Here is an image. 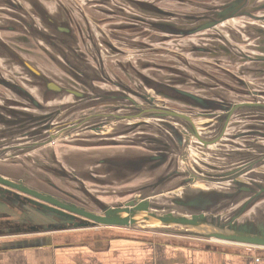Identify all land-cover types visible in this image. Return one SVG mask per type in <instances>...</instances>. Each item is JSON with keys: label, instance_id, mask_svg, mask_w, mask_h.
I'll return each mask as SVG.
<instances>
[{"label": "rangeland", "instance_id": "374dc122", "mask_svg": "<svg viewBox=\"0 0 264 264\" xmlns=\"http://www.w3.org/2000/svg\"><path fill=\"white\" fill-rule=\"evenodd\" d=\"M10 1H12V4H10ZM53 1L54 0H52V2ZM57 1L61 9L66 8L67 10H71L70 14L76 20V22L72 23L73 28H71L70 36H65L64 33L51 26L48 19L46 20L41 13L37 11V4H28L27 0H0V28L11 29L9 32H18L21 33V35H31L33 38H30L37 43L39 42L41 45L40 47L50 51L49 53L52 54L51 58H53L59 67L60 74L73 79L64 81L82 90H86L90 95L92 94L94 99L92 103L86 104H82L83 102L80 101L82 106L74 109H70L69 106L75 104V102L78 101L77 98L66 97L64 101L58 100L62 102V104L65 103V105L61 107L63 111L66 110L65 112L62 111V115L56 116L53 121L49 119L43 121L44 123L41 124L37 123L33 126L29 124L22 127L13 124V120L16 117L11 115L9 109L29 110L32 112L41 111L35 108L22 93L14 92L0 82V103H3L0 104V109L5 114V120H12L8 125L0 123V175L14 181H21L23 184L24 182H28L29 184L40 186V188L52 193L62 200L74 203L91 211L100 212L101 209L99 208V204L111 206L120 205L139 197L142 187L148 186L154 179L156 180L159 175H167L169 168H160L156 173L149 170H143L140 172L141 174L137 173L135 175L132 172H127L124 177H121L110 170L108 166L102 165L101 155H104L102 150L91 149L97 145L107 148L109 145L114 144L113 141L109 140L107 142H102L99 139V141L95 142L80 141V139L116 136L118 139H116L115 142L127 148L139 147L138 150L140 152H147L148 149L146 147L155 146V144L148 141L149 136L161 138L169 142L171 135L168 131L169 128H167L164 123L167 121L173 122V119H158L147 116L146 114L149 113V111H147L149 108L147 99L153 100L157 106L162 108L166 106L189 115L197 113L196 111L190 112L192 110L191 107H189L188 104H182L184 101L173 98L177 100L174 101L170 97L167 98L168 93L166 92V87L175 86L182 90H189L192 93H200L198 90L202 89L205 90L207 94L208 90L211 88L218 87L212 82L216 79L214 75L220 72L219 68L216 66L218 61L201 53L195 54V50L192 51V43L197 40L198 45L200 43L203 44L207 42L208 37L220 39V34L224 33L225 35L230 33V27H238L239 25L240 27L238 29H244L245 20L241 18L227 21L225 25H220L215 28L212 31L214 33L213 35H211L212 33H205L193 37H184L171 34L169 32L170 29L161 26V24L166 22L179 25L180 23L172 21L169 17L156 14L147 6H141L140 8L133 4L134 8L129 9L123 4L117 5L118 7H116V4L113 6L112 4L110 5L108 1H105L110 7L109 9L113 10L111 11L112 14L118 15V17L115 18L118 24L111 25L114 19L106 22H91L84 19L86 21L82 22V17L78 13L74 0ZM156 1L157 0H139L140 3L149 5L154 4ZM110 2L112 1L110 0ZM262 2H264V0H254V5H258ZM262 6H264V4ZM262 6H259V8H262ZM56 7L58 6L56 5ZM204 8L205 9L199 12L198 15L207 11V7ZM184 9L185 8L182 10ZM54 11L53 9V12ZM245 11L250 12L251 9L247 10L243 8L240 14L245 13ZM44 13L49 15L45 11ZM118 26H120V28H118ZM226 27H229L228 32L224 31ZM115 28H118V33L113 30ZM48 33L55 34V38L52 37L53 39H48L40 35ZM63 38L67 40L64 41ZM8 40L11 42L10 39ZM111 46H114L117 48L116 51L119 50L120 52L115 53ZM197 48L198 47H196V49ZM0 50L5 54L3 56V63H0V67L3 69H0V78H4L9 82L11 80L16 82L19 81L20 83L22 82L21 84H23L24 81L28 84L25 78L29 76L21 70V65H23L19 56V54L22 55L21 50L17 51L15 47L11 46L10 43L4 42L3 39L0 40ZM75 71H78L81 77L77 79L74 78ZM223 72L227 71L223 70ZM31 79L32 76L29 80L30 84ZM223 82L231 83V80L226 76ZM224 85L227 84L224 83ZM40 86L43 89L41 92V96L44 99L43 101L50 106L53 104V95L44 96L43 94H48V92H46L45 85L42 81H40ZM200 86L203 87L198 89L197 87ZM220 88L221 87H219L218 90H221ZM105 93H108L109 96L105 99H101L99 96ZM210 93H213V91H210ZM38 95H40V93ZM228 95H230V93H228ZM15 98H19L26 103L21 105L8 102ZM134 104L141 106L142 110L139 111L134 108ZM52 107L53 106L44 109L45 111L42 113L49 110L47 111L48 114L52 111L50 110ZM188 109H190V111H186ZM214 111H222V109L216 107ZM111 115L129 116V118H124L121 121L115 120L114 122L107 119L105 122L104 118ZM82 120L84 122L80 126L76 125L77 128L73 129V125ZM198 122H201V120H198ZM48 124H51L50 128H43ZM102 127H105L106 129L103 131L106 132L108 130L109 134L95 135ZM3 129H11L12 133L4 134L2 133ZM122 129L124 132L119 135L117 131H121ZM126 130H128V132H125ZM204 130L208 131L209 129L205 128ZM31 132L37 133L32 135ZM207 134L209 135L210 133L206 132L205 135ZM205 135H203V137ZM42 142L46 143L44 145V147H46H43L44 149L41 148ZM196 142V140L191 139L190 144H185L184 146L185 157H187L188 162L193 164L191 167L192 169H194L195 166L203 168L200 162L201 155L198 149L195 148ZM235 143L240 145L238 141H235ZM57 144L76 146L78 149L68 148V150L73 153H79V155H74L69 151H65L62 156L58 157L56 155L58 149ZM218 144H225L227 149H231L232 147L236 148L237 146H229L228 144L230 143H228L226 139L221 140ZM24 146L29 147L25 148ZM20 147H24L25 149L17 151ZM217 147L218 146L209 147L207 153L213 152L215 157L219 156L221 157L220 160H223L226 155L217 152L215 150ZM176 150L177 148H170L171 152H175ZM251 151L260 156L264 154V152L257 147H252ZM52 152L58 158H56L57 160H53L55 161L53 163L58 165V167L46 166L44 169V166L39 164V160L44 162L50 157L49 155ZM227 152L231 153L230 151ZM242 152L247 151L243 150ZM182 156L183 154L181 156H176L175 154L174 157L178 163L177 166L174 163V169L180 172L187 171V169L190 168L183 162ZM209 157L210 156H207L206 161L211 164L212 162H209ZM61 160L65 165L69 166L67 168H62L61 166L63 163L60 162ZM50 165H53L52 162H50ZM258 165L256 166L258 167ZM59 168H61V170H59ZM171 168H173V166ZM203 169L209 174L214 173L208 166ZM62 170L65 173L62 172ZM255 170L257 173H264V165L261 164L260 167ZM55 176H59L58 178L60 179ZM36 177L40 179L46 177L54 181L56 186L71 193H75L76 195L71 197L64 194L59 189L41 185L38 183ZM240 179L248 182L246 177ZM179 182L180 178L173 184H171V181L166 183L171 184L168 187L163 183L157 188H152L143 192V194H151L159 191L164 193V196L167 197L172 196L173 193L180 194L183 192L182 189H176L180 186ZM46 184L50 185L49 183ZM197 185L203 188L217 187V185L208 182H199ZM164 196L159 197V199L165 198ZM0 197V221L15 217H11L9 216L10 214H8L10 205L16 206L15 208L19 210H24L25 208L31 209L30 206L19 203L18 201L16 202L7 195ZM9 201H11L12 204H9ZM262 203L263 202L257 203L245 217L257 218L264 215V208L260 207ZM32 213L33 219H37L39 223L42 221V224H50V222L56 220L55 218L50 219L46 216L44 218L38 214L37 210H34ZM92 228L93 229L89 230H97L96 232H99L98 230L108 229L117 230L120 233L132 236L158 235L162 238L186 239L203 244L231 245V243H221L216 240L208 241L203 238L161 233L155 231L154 224L146 221L135 227L99 226ZM233 246L245 247L253 250V252L257 250L259 252H264V248L261 247L248 245Z\"/></svg>", "mask_w": 264, "mask_h": 264}, {"label": "water", "instance_id": "95a60500", "mask_svg": "<svg viewBox=\"0 0 264 264\" xmlns=\"http://www.w3.org/2000/svg\"><path fill=\"white\" fill-rule=\"evenodd\" d=\"M245 2L246 0H236L233 3L223 6L207 7V11L205 13L198 16L195 15L197 19L192 16V14H185V20H202L200 23H197L195 26H191L190 28L187 26L183 27V25L172 22L163 23L161 26L163 28L170 29L169 32L171 34L184 37L190 36L204 30L213 29L214 27L221 25L224 21L234 16H250L247 12L240 14V12L235 11L242 10L243 8L246 9ZM139 6L140 8L141 6H147L150 7L149 9H152V11L156 14L169 17L171 19L175 18L174 13L165 11L157 6H150L144 3H141ZM259 9H264V6H262V8H255L251 10L258 11ZM256 19L263 20L262 17ZM177 21H181V19H177ZM48 22L51 26L56 27L62 33L70 34L71 32L70 28L67 26H58L55 23V20H48ZM262 25L263 21L260 22V25H253V37L250 38L262 40L264 29V25ZM44 35L49 36L47 34ZM49 37L53 39L51 36ZM230 39L235 41L233 38ZM219 40L221 41L218 46L205 48L201 47L197 49L212 53V56H216L219 53L230 56V54L233 53L234 48L231 46L229 39L221 35ZM241 57L245 60L254 59V61L258 57V60L256 61L264 62V59L260 58L259 56H255L254 58L248 56ZM24 65L29 69L33 76H35V78H38V80H41L44 83L45 89L54 92H66L72 94L76 98L85 97L84 92H80L79 90H74L71 88H63L57 83H54L52 80H49L28 62L25 61ZM75 73L81 76L78 71H75ZM82 74L86 75L85 73ZM75 76L74 78L77 79ZM2 79L3 82L1 83L4 86L9 87L14 92L22 93L23 96L27 98L36 108L45 111L43 106L39 102L37 103L30 93L24 90L21 86L10 83L4 78ZM166 92L168 93L167 98L171 96V99L176 98L182 100L186 102V104H188L191 108L212 112L216 109V107H213L209 103L210 101H206L205 98L199 97L197 94L179 89L175 86H167ZM147 101L146 102L149 105L147 110L149 113L146 114L147 116L158 119H173V122L165 120L167 122L164 123V125L169 128L171 133L174 132L175 135L179 134L180 137L183 138L184 134L185 144H190V141L193 138L196 139L197 144L195 148L198 149L201 155L200 162L203 168L208 166L211 170H213V174L207 173L206 170L200 166H195L194 169L191 168L193 164L188 162L187 157H185V145H183L182 142L180 143V140L179 147H176L177 150L175 152H171L170 147H167L166 145V141L162 140L161 138L149 136L148 141L155 144V146L146 147L150 153L142 154V156L137 159L131 158L123 160V162L111 160L109 163L115 165H119L121 163V165L127 166L126 169L128 170H137L140 172L143 170H149L155 173L159 171L160 168L165 166L169 168L167 175H156V180L154 179L153 182H151L148 186L141 188V194L139 197L131 199L124 204L114 206L99 204V208L101 210L100 212H95L78 206L74 203L62 200L61 198L39 187H29L26 184H23L21 181H14L1 175L0 196L7 195L16 202L18 201L22 204L34 205V209L41 213V216L44 218L45 216L49 217L50 219L55 218L56 220L54 222L46 224L49 226L44 227L47 230L99 226L135 227L146 221L148 223L154 224L155 231L165 234L203 238L206 240H216L224 243L264 248V215H261L257 218L245 217V215L248 214V212L254 208L257 203L259 204L263 202L260 207L264 208V173H257L255 170L256 168L260 167L261 164L264 165V154L260 156L259 154H254L251 150H249L247 152H240L239 154L235 155V158L230 157V155H226L223 160H220L221 157L217 156L216 158L213 152L207 153L209 148L207 146L208 141L205 140L201 134L205 128L210 130L214 124V120L212 119L213 117L207 114L208 112H197L193 114V116L198 118L209 119L208 121L199 122L197 125H195L191 115L178 112L166 106L165 108L159 107L151 99H147ZM134 108L139 111L142 110L141 106L138 104H134ZM237 108H243L241 110L248 109L249 111L254 110L259 112L260 110L264 111V104L252 103L249 105H231L230 112L227 113V115L222 119H218V121L220 120L222 122V125L221 128L220 126L218 127L216 134L218 137L216 139L222 135L226 121L229 120L233 115L232 112L234 110H239ZM9 112L11 115L16 117L13 120V124L19 126H27L29 124L33 126L37 123H44L43 121H47L49 119L53 121L57 116L56 114L60 115L58 111L54 110L48 114L47 111L42 114H37L33 112H21V110L17 109H9ZM1 115L2 114H0V118L2 119L0 120H5V118ZM124 118H129V116L111 115L104 119L105 122L107 119L111 122H114L115 120L120 121ZM83 122V120L81 122H76V124L73 125V129H76L77 126H80ZM50 125L51 124H48L43 128L48 129L50 128ZM178 125H182L184 129L186 128L185 131H182L181 129L183 134H176L175 130H177ZM104 129L105 127H102V129H99L98 131ZM125 132H128V130ZM31 133L34 135L37 132ZM227 137L229 138L231 136L227 134ZM235 137L236 136H233L232 139ZM113 142L114 144L118 143L115 141ZM199 142L201 143L198 144ZM259 145H261L260 150L264 152V145ZM175 154L176 156H181L183 154V162H185L187 166L190 167L187 169V171L180 172L174 169V163L176 166L178 164L174 158ZM207 156H210L208 158L209 162H212L213 164L205 162L207 160ZM256 165H258V167ZM172 166L173 168H171ZM62 172L64 171L62 170ZM242 177H246L248 182L241 180L240 178ZM179 178L180 186H178L176 189H182L183 192L180 194L173 193L172 196L168 197L164 196L165 194L161 191L151 194H143V192H146L152 188H157L163 183L165 185L171 181V184H173ZM199 182H208L210 184L217 185V187L203 188L202 186L197 185ZM171 184H166L165 186L168 187ZM161 196H164L165 198L159 199ZM44 228L37 229L32 227L30 229L40 230Z\"/></svg>", "mask_w": 264, "mask_h": 264}, {"label": "crops", "instance_id": "0c3cea01", "mask_svg": "<svg viewBox=\"0 0 264 264\" xmlns=\"http://www.w3.org/2000/svg\"><path fill=\"white\" fill-rule=\"evenodd\" d=\"M27 1L28 4L35 3L39 5L47 14H49L50 17H52L55 20L58 26H62V27L67 26L70 28V30L71 28H73L72 23L76 22V20L74 19V17L71 16L70 14L71 10H67L66 8L61 9L59 2L57 0H54L53 2L52 0H27ZM74 1L78 9V13L82 17L83 20L82 22L86 21L84 19H87L91 22H106L108 20L110 21L114 19L111 25L118 24V22H116L115 19L116 17H118V15L112 14L111 11L113 10L109 9L110 7L106 4L105 1H108L109 4L110 5L112 4L113 6H115L116 4V7H118L117 5H121V4L127 6L129 9L134 8L133 4L140 7L139 0H111L112 2H110V0H84V1L74 0ZM235 1L236 0H188V2L185 3V5H179V4L177 5L176 3H174L168 5L160 4L157 6L170 13L189 14V15L192 14V16L195 17V15L198 16V13L205 9L204 7L223 6L229 3H233ZM10 3H12V1H10ZM263 4L264 2L258 5H254V0H249L245 2V8L247 10L255 9V8H259V6L261 7ZM56 5L58 7H56ZM183 8L185 9L182 10ZM53 9L55 10L54 12ZM235 11L241 12V10H235ZM250 12H256L264 15V9L261 10L259 9L258 11L251 10ZM250 12L247 13L250 15ZM195 18L197 19V17ZM241 18L245 20V24L243 26L244 29L243 28L238 29L240 27L239 25L238 27H230V28L226 27L224 31L228 32V28H229L230 33L225 35L224 33H222L223 36L228 37L229 41L231 42V46L234 48L233 53H231L230 56L223 55L220 53L217 54L216 56H212L213 55L212 53L200 51L196 49V47L205 48V47L218 46L221 40L213 37H208L207 42L203 44L200 43L199 45H198V41L195 40L194 43H192L193 44L192 51L195 50L194 51L195 54L201 53L203 55H206L207 57H212L216 59L218 61V63L216 64L221 65V67L225 69H230L229 71L231 73L235 72V74H237L238 76H243L247 81V83L249 82L256 83L257 79L260 82H262L260 79L264 80V74H262L264 70V62L256 61L258 60V57L254 61V59L245 60L241 56L244 57L248 56L252 58H254L255 56H259L260 58L264 59V41H262L264 40V29H263L262 40L260 39L255 40L254 38L253 39L250 38L253 37L252 34L253 25L254 24L260 25L261 21H263V25H264V17H262L263 20L261 19L253 20L251 19V16L237 15L224 21L221 25H225L227 21L238 20ZM171 20L177 21V19H171ZM201 21L202 20L191 21L189 19V20L177 21V23H180V25H183V27L187 26L188 28H190L191 26H195L197 23H200ZM217 27H214L213 29L210 30L201 31L197 34H193L187 37L198 36V34L202 35L205 33H212L211 35H213L214 33L212 31ZM118 28H120V26H118ZM118 28H115L113 30L118 33L117 31ZM10 30L11 29L0 28V40L3 39L4 42L10 43V45L15 47L17 51L21 50V53L24 56L18 53L20 58H22L24 61L28 62L30 65L35 67L45 77H47L49 80H52L54 83H57L59 86H62L63 88H71L74 90H79L80 92H87L86 90H82L77 86H73L68 82L67 83L65 82L73 79L67 77L66 75L64 76L60 74L59 67L57 66L53 58H51L52 54L49 53L50 51L48 49H44L43 47H40L41 45L39 42L37 43L30 38L32 37L31 35H21V33L18 32L15 33L9 32ZM47 35L55 38L54 36L55 34L53 35L51 33H48ZM65 36H70V35L65 34ZM229 37L233 38L237 42L231 40ZM8 39H10L11 42ZM63 39L64 41L67 40L66 38ZM111 47L114 49L115 53L120 52L119 50L116 51L117 48H115L114 46ZM4 55H5L4 52L0 50V63H3ZM0 69L3 70L1 67ZM21 70L23 71V73H27V75L29 76L28 78H25L28 84H26L24 81L23 84H21L22 82L20 83L19 81L16 82L13 80H11L10 83L21 86L24 90L30 93V95L37 101V103L39 102L44 109L53 106L50 110L58 111L59 114L62 115V113L65 112L66 110L63 111V109H61V107H63L65 103L62 104V102L60 101H64L66 97H74V96L66 92L61 93V92H56V91L54 92L45 89L46 92H48V94L44 93L43 94L44 96L53 95V99H52L53 104L48 106V104L44 103L43 101L44 99L41 96L42 95L41 92L43 89L40 86V80L35 78V76H33V74L29 71L27 67L21 65ZM241 70H243V72ZM31 76L32 79L30 84L29 80ZM262 83L264 87V82ZM201 87L203 86L197 88L199 89ZM198 92L200 93H194V94L199 95V97L206 98L205 95H207V93L205 90L201 89L198 90ZM39 93L40 95H38ZM8 102L14 104H21V105L26 103L23 100H20L19 98L11 99ZM243 102H241V104ZM182 104L185 105L186 102H182ZM244 105H246V103H244ZM191 109H192L191 111L190 109L186 111L207 112L197 108H191ZM237 109L239 110H235V111H242L241 109L243 108H237ZM38 110H40L41 112H33V113L42 114L43 111L41 109ZM0 111H1L0 114H2L1 116L4 117L5 114L2 112L1 109ZM21 112H32V111L21 110ZM240 114H241L240 112L233 113L232 117H230V119L226 121L222 135L218 139H213L211 141H208L207 146L214 147V145L220 142L225 135L227 136V134H231L230 132L231 131L230 127L232 126L231 123L233 124L235 122H239L241 119ZM56 115L58 116V114ZM191 117L195 125L199 123L198 120H201V122H205L209 120L207 118H203V119L198 118L193 115H191ZM216 118L219 119L220 117H216ZM243 119L244 118H242V120ZM210 130L211 132L215 130L214 124L213 127L210 128ZM205 131L206 130H203L201 134L205 135L206 133ZM99 132L101 131L96 132L95 135H97ZM106 132H107L106 134L108 135L109 134L108 130ZM110 138H112L113 140L118 139V137L116 136ZM99 139L100 138L98 139L85 138L80 140L96 142L99 141ZM193 139L196 140L195 138ZM101 141L107 142V139ZM200 143L201 142H199L198 144ZM45 144L46 143L42 144L41 147L42 149L46 147V146L44 147ZM57 146L58 149L56 151V155L58 157L62 156L63 152L69 151L68 148L78 149V147L68 144H57ZM91 149L102 150L104 152V155H101V160L112 159V158L114 160H125L126 158L137 159L140 158L142 154L150 153L149 150L147 152H140L138 150L139 147L127 148L124 145L118 143L117 145H109V147L107 148H104V146L97 145ZM70 153L74 155H79V153H73V152ZM49 156L50 157H48L47 160H45L44 162H41V160H39V164H42V166H44V169L46 166L58 167V165L53 163L55 162L53 160L58 159L55 156V154L52 152ZM50 162H52L53 165H50ZM60 162L63 163L62 160ZM107 164L108 165L105 164L102 165L108 166V168L114 171L118 176L124 177V175L127 172L133 173L132 170H128L125 167H120V165H115L111 163H107ZM68 166L69 165H65L63 163L61 167L67 168ZM59 170H61V168H59ZM135 174L137 173H134V175ZM55 177L58 178L59 176H55ZM44 179L46 181L48 180L50 182H54L46 177ZM32 186L36 187L35 185ZM37 187L40 188V186ZM16 213H17L16 211L8 210V214H10L9 216L11 217L17 216L18 213L17 214ZM18 217L19 216L13 218L16 219ZM7 219L11 220L10 218ZM41 223L43 222L41 221ZM11 228L13 229H8L7 227L6 230L0 231V264H264V252H259L258 250L253 252V250H250L245 247H235L233 245H226V244L225 245L203 244L199 242L198 243L192 242L191 240H186V239L178 240L173 238L172 239L162 238L158 235L132 236V235L120 233L117 230H108V229L98 230L99 232H96L97 230H89V229H93L92 227L74 228V229L68 228V229H60V230L58 229L47 230L45 228L40 230H31V229H21V227L18 230V228L16 227H11Z\"/></svg>", "mask_w": 264, "mask_h": 264}, {"label": "flooded vegetation", "instance_id": "af4514ba", "mask_svg": "<svg viewBox=\"0 0 264 264\" xmlns=\"http://www.w3.org/2000/svg\"><path fill=\"white\" fill-rule=\"evenodd\" d=\"M247 1H249V0H246V2ZM187 2H188V0H157L152 5L157 6L160 4L168 5V4H174V3H176L177 5L178 4L179 5H185V3H187ZM10 4H12V3H10ZM36 8H37V11L40 12L41 15L46 20L47 19L48 20H54L49 15H46L44 13V10L42 11V9L40 8L39 5H36ZM184 15L185 14H175L174 19H181V20L185 19ZM250 16H251V19H253V20H255L256 18L264 17V15L256 13V12H251ZM258 20H260V19H258ZM20 60L25 62L22 58H20ZM23 66H25V65L23 64ZM216 66L219 68L220 72L214 75L216 79H214L212 82L215 84V86H218V87L211 88L210 90H208V94L205 95L206 96L205 99H206V101L212 102L211 105L213 107L220 108V109H222V111H217V112L207 111L208 112L207 114H209L210 116L213 117L212 119L214 120V129H215L213 132H211V130L206 131V132L210 133L209 135L207 134L203 137L207 141H211V140L217 138V136H216L217 130H218V127L221 126L222 122L220 120L218 121V118H216V117H220V118L225 117L227 115V113L230 112V106L231 105L235 104V106H238V105H244V103H246V105H249L252 103L264 104V87H263V83H262V82H264V80L260 79L262 81V82H260L257 79L256 83L249 82L250 83L249 84V83H247V81L245 80V78L243 76H238L237 74H235V72L231 73L229 71L230 69H225V68L221 67V65H219V64H216ZM223 70L227 71V72H223ZM241 71L243 72V70H241ZM75 74H76L77 78L81 77L77 73H75ZM240 74H241V72H240ZM262 74H264V70H263ZM226 76H228V78L231 80V83L223 82V79ZM224 83H226L227 85H224ZM219 87H221L220 88L221 90H218ZM210 91H213V93H210ZM84 93H85V95H84L85 97H83V98L78 97L77 98L78 101L75 102V104L69 106L70 109H74V108H78V107L82 106L80 104V101L83 102L82 104L92 103V101L94 99L92 94L90 95L88 92H84ZM228 93H230V95H228ZM108 96H109V94L105 93V94L100 95L99 97L101 99H105ZM169 97H171V96H169ZM241 102H243V103L241 104ZM239 112L241 113L240 114L241 119L238 118V119H240V121L235 122L233 124L231 123V125H232L230 127L231 128L230 129L231 134H228L231 137H229V138L224 137L223 139H226L228 141V143H230V144H228L229 146L237 145V143H235V141H238L240 145H237L236 148L232 147L231 149H227V147H225V144L219 145L217 143L216 145H214V146H218L217 149H215L217 152L224 153L227 156L230 155V157H234V158H235V155L239 154L240 152L242 153L243 150L249 151V150H252V147H257L260 149L261 145H259V144L264 145V114H263V111H262V113H260V111L258 112V111H254V110H251L250 112L249 111L245 112V111H235L234 110L232 113H239ZM191 115H193V114H191ZM242 118H244V119L242 120ZM0 119H2V118H0ZM0 122L3 125H8L9 123H11V121H8V120H0ZM181 126L182 125H178L177 130H175L176 134L182 133L181 129H182V131H185L184 127L183 126L181 127ZM22 127H25V126H22ZM168 131H169V134L171 135V138H170L169 142H166L167 147H170V148H176L177 147L178 148L179 144L181 142L183 145H185V135L183 133H182L183 134V138H182V137H180L179 134L175 135L174 132L171 133V131L169 129H168ZM232 131H233V133H232ZM123 132H124L123 129L119 132L117 131V133H119V135H121ZM2 133L11 134L12 130L11 129L10 130L9 129H3ZM106 133L107 132L104 133L103 130H101V132H99L97 135L98 136L99 135H106ZM241 134H244V135H241ZM202 136H203V134H202ZM233 136H236V137L232 139ZM246 136H248V137H246ZM251 136H253V137L255 136V137L253 138ZM97 138H100V140H106L107 139V141L108 140L116 141V140H113L112 138H110V136H108L107 138H102V137H97ZM223 139H221V140H223ZM179 140H180V143H179ZM113 145H117V143L113 144ZM187 145H188V143H187ZM33 146H35V145H33ZM13 147H17V146H13ZM24 147L28 148L29 146L28 147L24 146ZM24 147H22V148L20 147V149H18L17 151L24 150L25 149ZM227 151H230L231 153H229ZM127 159H131V158H126L125 160H127ZM263 159H264V157H263ZM111 160H114V159L113 158L112 159H103V160H101V163L108 165L107 163H109ZM118 161L123 162V160H118ZM205 162H207V161H205ZM119 165H120V167H125V168L127 167L125 165H121V163ZM132 171H133V173L140 172L137 170H132ZM36 179H37L38 183H40L41 185L49 186L53 189H59L61 192H63L64 194H66L68 196L74 197L73 195H76L75 193H71V192H69V191H67L61 187L56 186V184H54V182H50L48 180L46 181L44 178L40 179V178L36 177ZM46 183H51V184L47 185ZM24 184H26L29 187H34L31 184H29L28 182H26V183L24 182ZM36 188H37V186H36ZM9 204H12V203L9 202ZM27 206H30L31 209L25 208L24 210H19V209L15 208L16 206L10 205L9 206L10 210L16 211L18 213V214L17 213L16 214L19 217L16 219L12 218L11 220L0 221V231L6 230L7 227H8V229H13L11 227H16L19 229H20V227H21V229H30L32 227L39 229V228L49 227L46 224L39 223L38 220L34 221L31 214H33L32 212L35 210L34 209L35 206L31 205V204H27ZM38 214L41 215V213H39V212H38ZM17 216H15V217H17Z\"/></svg>", "mask_w": 264, "mask_h": 264}, {"label": "trees", "instance_id": "16d2710c", "mask_svg": "<svg viewBox=\"0 0 264 264\" xmlns=\"http://www.w3.org/2000/svg\"><path fill=\"white\" fill-rule=\"evenodd\" d=\"M41 36H43L44 38H48V39H51L49 36H45L44 34H40ZM22 61V60H21ZM23 62V61H22ZM24 64V62H23ZM0 82H3V79L0 78ZM210 104H212V102H209ZM51 184V183H49Z\"/></svg>", "mask_w": 264, "mask_h": 264}, {"label": "bare ground", "instance_id": "6f19581e", "mask_svg": "<svg viewBox=\"0 0 264 264\" xmlns=\"http://www.w3.org/2000/svg\"><path fill=\"white\" fill-rule=\"evenodd\" d=\"M242 111H249L248 109H244V110H242ZM260 113H262V110L260 111ZM263 114H264V111H263Z\"/></svg>", "mask_w": 264, "mask_h": 264}]
</instances>
